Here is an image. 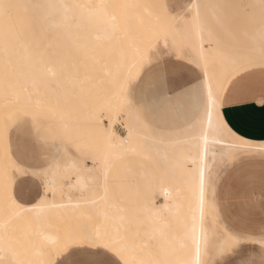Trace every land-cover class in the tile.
<instances>
[{
	"label": "bare ground",
	"instance_id": "bare-ground-1",
	"mask_svg": "<svg viewBox=\"0 0 264 264\" xmlns=\"http://www.w3.org/2000/svg\"><path fill=\"white\" fill-rule=\"evenodd\" d=\"M204 4L206 0H192L185 12L167 19L139 0H0V259L56 264L72 249L90 247L110 251L126 264H206L213 243L220 254L229 242L240 241L225 228L224 236L214 240L215 179L222 167L241 157L264 154V142L230 130L222 118V95L233 73L264 61V43L249 49L227 46L207 28ZM25 12H37L41 23L46 47L37 56L20 48L26 44L28 26L17 23ZM134 23L155 26L153 32L169 52L203 73V109L189 134L151 128L132 105L127 91L152 48L146 35L133 31ZM124 108L123 137L114 126ZM15 110L48 113L69 137L75 136L81 120L86 129L78 128L76 134L86 132L87 139L97 141L99 155L91 165L69 160L41 170L26 169L13 159L9 145ZM133 154L157 165L160 205L152 199L142 207H128L110 191L111 170ZM14 172L43 179V191L34 204L25 205L16 197ZM147 245L154 251H147Z\"/></svg>",
	"mask_w": 264,
	"mask_h": 264
},
{
	"label": "rangeland",
	"instance_id": "rangeland-1",
	"mask_svg": "<svg viewBox=\"0 0 264 264\" xmlns=\"http://www.w3.org/2000/svg\"><path fill=\"white\" fill-rule=\"evenodd\" d=\"M2 1L8 2L13 0ZM139 1L148 9L168 19L172 16H177L181 12H185V10L188 9V5L191 0ZM203 9L206 10H203V17L204 20L206 19L205 23L207 28L214 35L216 32L220 37L219 38L215 35L216 38H218V40L222 41L223 43L225 42L224 44L227 46L247 45L250 44L254 39H259V41L264 42V0H206V5L204 4ZM132 10L137 11L138 9L134 7ZM25 13V18L22 17L23 19L17 23L18 26H28V28H26L28 30L24 32L26 35L24 37L26 41L23 40L26 44L20 48H23L24 51H31L35 56H37L41 53V49L45 46V43L43 40H41L40 36L41 31L39 26H41V23L39 21L37 12ZM6 14H10V12H6ZM149 22H151V19L147 21V23ZM146 25L147 24L134 23L132 26L133 31L137 35L141 34L148 37L147 41L152 48L149 57L146 60L141 61V70L135 79L132 80L131 87L127 91V94L132 99L133 107L135 108L137 105L135 109L137 110L140 117L151 128L164 133L182 132L183 134H189V127L197 122L196 120H198L200 117L203 109V73L190 62L176 58L174 53L169 52L167 47L162 45V40L159 38V35H157L156 32H153L155 26L152 27ZM263 64L264 61H259L246 65L233 73L229 80L235 74L246 70L248 67H250V70H252L254 68L263 66ZM140 76L141 79L139 78ZM13 115L14 119L11 121L10 127L8 128L9 145L13 159L20 164L24 163L22 165L27 167L26 169L41 170L46 168L45 166L48 167L52 165L54 162L58 161L67 163L69 160H75L82 163L84 162V164L91 165V162H93L94 159H96V156L100 153L99 149L97 148L99 145L98 142L96 141V143L91 138V141L87 139L89 137H87L88 134L86 132H79V134L81 133L80 136L77 135L78 128L86 129V126L81 122V120L79 121L80 125L76 124L77 128L74 127L75 129L73 134H75V136L73 135L69 137L68 134L65 135L66 132L64 131L60 121L48 113L41 111L25 113L15 110ZM29 115L34 116L29 117ZM125 115L126 110L124 108V110L119 114V117L121 116V118H119V121H117L118 123L116 122L114 126L116 133L123 137L127 135ZM4 121L7 124L9 120L7 117H4ZM21 122L25 123L22 125L20 124ZM77 122L75 121V123ZM53 123L56 124L55 127L53 126ZM105 123L108 124V120L106 118ZM24 124L26 125V129H24ZM45 125H47V127H45ZM21 126H23V128ZM51 126L54 128L57 126L60 134L58 130L53 129ZM27 129L30 130L27 132ZM21 130H23L24 134ZM46 131H48L49 134ZM26 132L27 134H25ZM43 132H46V134ZM58 134L61 136L60 138ZM24 139L27 146L24 142ZM52 139L53 142L51 141ZM55 139L56 141L54 142ZM75 139L79 140L76 141ZM20 140L22 142H20ZM45 140L46 145L44 144ZM50 142H52V144H50ZM57 142H60L57 144L58 146L55 144ZM92 142L94 145H92ZM21 143L25 145H22L23 147H26L25 152L23 151L25 148L21 146ZM49 145L50 147L53 145V148H50ZM44 148L46 150H44ZM47 149H50V153ZM51 149L53 150L51 151ZM19 152L23 153L20 154ZM52 155L55 158H53ZM21 159L24 162H22ZM239 162L241 164L238 166L227 165L219 170L217 178L215 179L213 200L215 203V210L217 211L218 215V225L216 226V231L218 234L215 236L214 240H218L224 236L223 229L225 228L232 233H236V235L239 236L240 241L238 243L229 242L224 251L220 254L215 252L217 246L215 243H213L210 248L211 255L207 258L206 264H264V244H261L248 237V235H255L257 236L258 240L264 242V223L251 224L255 229L250 230V223L234 224L226 220L228 217L226 216L224 209L227 207V210H230L232 203L239 202L242 204H250V198H238V196H250V191H254V188H250V175H244L242 177V181L235 180L234 183H231L230 181V183L227 185L226 182L230 178V174L239 168L240 165H250L252 167H257V165H260V167L257 168H264V155H250L249 157H241ZM30 174L31 173L27 172L26 175L19 177L17 173L14 172V176L17 177L14 188L15 194L18 200L24 204H34L43 191V179L41 177L37 178ZM109 179L110 191L113 192L114 195H116L117 200L125 206L139 208L151 202L152 199H156V202L159 205L163 201L161 198H157L158 187L160 184V171L153 161L142 155L133 154L123 157L115 165L114 169L111 170ZM50 196L52 195L50 194ZM262 200L264 201V197ZM138 234L142 238L146 237V233L144 231H140ZM146 249L147 251H154V248L150 245H147ZM108 252L113 254L110 251ZM119 261L122 264H126L125 259H119ZM0 264L12 263L0 259Z\"/></svg>",
	"mask_w": 264,
	"mask_h": 264
},
{
	"label": "crops",
	"instance_id": "crops-1",
	"mask_svg": "<svg viewBox=\"0 0 264 264\" xmlns=\"http://www.w3.org/2000/svg\"><path fill=\"white\" fill-rule=\"evenodd\" d=\"M215 35L218 36L216 32ZM261 43L264 42L254 39L250 44L233 45V47L249 49ZM221 112L225 124L236 135L250 141L264 142V64L252 70L248 67L228 80L222 95ZM239 164L241 163L238 161L232 166ZM257 167L240 165L230 174V178L226 182L228 185L230 181L231 183H234L235 180L242 181L244 175H250V188H254V191H250V196H238V198H250V204L232 203L230 210H227V207L224 209L228 222L234 224L250 223V230L255 229L251 224L264 223V201L262 200L264 197V168ZM248 237L264 244L255 235H248ZM56 264L122 263L106 250L84 247L72 249Z\"/></svg>",
	"mask_w": 264,
	"mask_h": 264
}]
</instances>
